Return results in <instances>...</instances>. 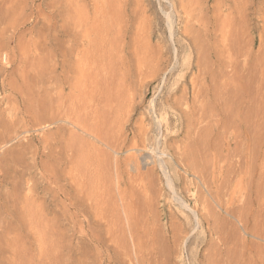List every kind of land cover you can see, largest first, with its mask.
<instances>
[{"label":"rangeland","instance_id":"1","mask_svg":"<svg viewBox=\"0 0 264 264\" xmlns=\"http://www.w3.org/2000/svg\"><path fill=\"white\" fill-rule=\"evenodd\" d=\"M0 29V264H264V0H0Z\"/></svg>","mask_w":264,"mask_h":264},{"label":"bare ground","instance_id":"2","mask_svg":"<svg viewBox=\"0 0 264 264\" xmlns=\"http://www.w3.org/2000/svg\"><path fill=\"white\" fill-rule=\"evenodd\" d=\"M11 16V15H10ZM9 20H11V19H9ZM12 26V23H10L9 22V24H8V26L7 27H4L3 28V30H9L10 28L9 27H11ZM1 30V29H0ZM215 51V50H214ZM214 54V53H213ZM215 55V54H214ZM218 55V54H217ZM221 55V54H220ZM249 55V54H248ZM201 56V55H200ZM255 57V56H254ZM198 58V57H197ZM200 58V57H199ZM214 58H216V59H214L215 61L217 60V57H215L214 56ZM253 58V57H252ZM219 59V58H218ZM254 60H255V58H253ZM200 60V59H199ZM201 61H203L202 59H201ZM214 61V62H215ZM219 61H221V59H219ZM256 62H257V59H256ZM199 63H201V62H199L198 60H197V63H196V65L198 66L197 68L199 69ZM216 63V62H215ZM219 63H221V62H219ZM258 63V62H257ZM203 64V63H202ZM254 65V64H253ZM213 66H214V64H213ZM212 66V67H213ZM206 67H208V64H207V66ZM229 67V66H228ZM197 68H196V70H197ZM236 68V67H235ZM252 68V67H251ZM202 69H203V67H202ZM211 70V69H210ZM235 70V69H234ZM250 70V69H249ZM208 71V70H207ZM199 72H201V70L199 71ZM210 72V71H209ZM214 71H212L211 73H213ZM235 72V71H234ZM222 73V72H221ZM236 73V72H235ZM235 73H234V75H235ZM209 74L210 73H207V72H203L202 74H201V76L202 77H199V79L201 78V80L199 81L200 83H198L197 85H200V87L199 86H197L198 87V90H199V92H198V90H197V92H196V94L198 93V95H199V99H200V97H201V100H199L200 102H197V103H199V105L197 104V103H194L195 102V99H194V97H193V99H192V104L194 103V107L193 106H191V114L190 115H192V117H191V119L189 120V118L187 119V121L185 122V124H183V126L182 127H185L186 128V131H187V133L188 134H191V132L193 131V129L198 125V124H200L204 119H207L206 118V116H204V114H205V111H206V105H209V108H207L208 110H209V113H211L210 112V110H212V112H213V109L214 108H210V106H211V102L209 103V102H207L206 104H205V101H206V99L208 98V96H209V92H210V83H212V82H210V81H213V79L212 78H209ZM216 74V73H215ZM198 75L200 76V74L198 73ZM211 75V74H210ZM238 75V74H237ZM236 75V76H237ZM212 76V75H211ZM210 76V77H211ZM217 76V75H216ZM236 76H234V77H236ZM213 78L215 77V76H212ZM240 77V76H239ZM242 77V76H241ZM212 79V80H210L209 81V79ZM253 78V77H252ZM233 79H236V78H233ZM215 80V79H214ZM228 80V79H227ZM232 80V79H231ZM237 80V79H236ZM201 81H202V83H201ZM216 81V80H215ZM233 82L235 81V80H232ZM240 81V80H239ZM242 81H243V79H242ZM4 82V81H3ZM226 82V81H225ZM231 82V81H230ZM233 82H231L230 83V85L229 86H231L232 85V83ZM237 82V84H239V82H238V80L236 81ZM236 82H234V85H232V87L233 88H235V83ZM264 82V81H263ZM217 82H215V83H212V85H215ZM241 83V82H240ZM249 83V82H248ZM11 84V83H10ZM72 84V83H71ZM226 84H229V83H226ZM243 84H245V83H243ZM76 85V84H75ZM74 85V86H75ZM194 85V84H193ZM218 85V84H217ZM223 85V84H222ZM224 85H225V83H224ZM242 85V84H241ZM264 85V84H263ZM72 86V85H71ZM218 86H220V85H218ZM218 86H217V88H218ZM244 86V85H243ZM243 86H241V88H243ZM247 86V85H246ZM246 86H244V87H246ZM193 87H195V86H193ZM212 87V86H211ZM215 87V86H214ZM221 87V86H220ZM237 87V86H236ZM249 87V86H248ZM216 88V87H215ZM215 88H213L212 87V89H215ZM224 88V87H223ZM239 89H241L240 88V86L238 87ZM191 89V88H190ZM237 89V88H236ZM236 89H234L235 91H236ZM238 89V90H239ZM16 90H18V89H16ZM193 90V89H192ZM195 90V89H194ZM218 90V89H217ZM220 90H222V89H220ZM219 90V91H220ZM224 90H225V88H224ZM229 90L231 91V88H229ZM242 90V89H241ZM244 90H245V88H244ZM11 91H14V88H13V86H11ZM223 91V90H222ZM226 91V90H225ZM246 91H248V89H246ZM246 91H245V93H246ZM19 92V91H18ZM194 92V91H193ZM12 93V92H11ZM200 93V94H199ZM219 92L217 91V93L216 92H214L213 93V97H214V94L216 95V94H218ZM220 93H221V91H220ZM234 93V92H233ZM232 93V94H233ZM236 93V92H235ZM244 93V92H243ZM244 93V94H245ZM203 94V95H202ZM228 94V93H227ZM240 94V93H239ZM242 94V93H241ZM247 94V93H246ZM248 94H250V92L248 93ZM222 95V94H221ZM221 95H219L220 97H221ZM231 95V94H230ZM234 95V94H233ZM243 95V94H242ZM241 95V96H242ZM264 94H261V96H263ZM211 96H212V93H211ZM218 96V95H217ZM216 96V97H217ZM218 96V97H219ZM248 96V95H247ZM246 96V97H247ZM251 97V96H250ZM206 98V99H205ZM245 98V97H244ZM263 98V99H262ZM261 98V101H262V105L264 106V96ZM228 99V98H227ZM239 101L241 100L242 101V99L240 98V96H239ZM247 100L246 101H242V102H240V104H237L236 102H238L237 101V97H236V102L235 101H233V103H236L237 105H235V106H237V109L235 110L234 109V111H232L233 110V107L232 106H230V107H232V112H227L228 114H230L231 113V117L233 118V122L232 123H230V121H227L226 119L224 120H222V121H227V123H230L231 124V126H230V124H229V126L230 127H227V128H223V130L221 131L222 132V135H223V145H224V147H223V149H222V151L223 152H226V154L224 155V158L223 159H227V158H232V157H236V158H238V160L240 161V163H242V164H248V163H251V159L254 157V156H257V155H259V154H255V152H254V147H256L257 148V145H255L254 147L251 145V142H252V132H254V130L252 131V127H251V125H250V121H249V115H251L250 113H252V111H250V107L248 106V108H247V105L245 106L244 104H246V102L248 103V104H250V105H252V102L250 103V101H251V98H246ZM234 100H235V97H234ZM215 101V100H214ZM232 101V100H231ZM217 103H218V101H217ZM260 103V102H259ZM213 104V103H212ZM219 104V103H218ZM217 105V104H216ZM215 105V106H216ZM219 105H221V104H219ZM232 105V104H231ZM245 106V107H244ZM262 106V107H263ZM196 107V108H195ZM208 107V106H207ZM213 107H214V105H213ZM219 107V106H218ZM222 107V106H221ZM240 107V108H239ZM239 108V109H238ZM243 109H245L246 110V112L245 111H243ZM68 110H70L69 108H68ZM67 110V111H68ZM217 111H218V108L216 109ZM222 110V109H221ZM224 110V109H223ZM242 110V111H241ZM65 111V110H64ZM214 111H215V109H214ZM228 111H230L229 109H228ZM264 111V110H263ZM222 112V111H221ZM224 112V111H223ZM257 112V111H256ZM62 113V112H61ZM65 113H66V111H65ZM219 113V112H218ZM58 114V113H57ZM63 114V113H62ZM217 114V113H216ZM223 114V113H222ZM190 115H189V117H190ZM212 115V114H211ZM210 115V116H211ZM261 115V114H260ZM208 116V115H207ZM218 116V115H217ZM59 117H60V115H59ZM259 117V116H258ZM261 117V116H260ZM263 117V116H262ZM209 118V117H208ZM211 118V117H210ZM231 118V119H232ZM230 119V118H229ZM57 120V119H56ZM54 121V120H53ZM218 121V120H217ZM232 121V120H231ZM262 122V121H261ZM77 123H79V122H77ZM217 123V122H216ZM215 123V124H216ZM222 123V122H221ZM225 123V122H224ZM255 124V123H254ZM253 124V125H254ZM218 125V124H217ZM224 125H226V123L224 124ZM255 126V125H254ZM219 128H222V127H220V126H218ZM225 127V126H224ZM256 128V127H255ZM264 129V128H263ZM219 131V130H218ZM219 131V132H220ZM139 133H140V136H141V138H142V140H141V144H142V146H144L145 147V144H146V139H145V136H146V134H145V132H143L142 130H139ZM190 136V135H189ZM96 137V136H95ZM98 137V136H97ZM254 137V136H253ZM263 140H264V136H263ZM198 141H200L199 139H198ZM254 142H255V140H254ZM264 142V141H263ZM200 143V142H199ZM262 144V143H261ZM254 145V144H253ZM121 147V146H120ZM260 147V146H259ZM111 149L114 151V152H116V150H117V147L115 146V144H113L112 143V145H111ZM221 149V148H220ZM262 149V148H261ZM185 150V149H184ZM182 148H178L177 147V151H176V154H178L179 156H182V158H184V157H186V156H188V154H186L187 153V151H184ZM259 150V149H258ZM257 150V151H258ZM184 152V153H183ZM186 152V153H185ZM260 152L262 153L261 155L263 156V160H264V149H263V151H261L260 150ZM216 156H218L217 154H215ZM187 158V157H186ZM189 158V157H188ZM222 158V157H221ZM220 158V159H221ZM256 158V157H255ZM187 160V159H186ZM221 161V160H220ZM227 161V160H226ZM264 162V161H263ZM215 163L218 165V161H215ZM238 165H240V164H238ZM250 165V164H249ZM241 166V165H240ZM242 167V166H241ZM246 167V166H245ZM216 168V167H215ZM220 169L218 170L219 171V173L222 171V168H223V166H221V167H219ZM243 169V168H242ZM247 170V169H246ZM233 172H234V170H233ZM235 172H236V170H235ZM240 172V171H239ZM238 173V172H237ZM237 173H234V174H237ZM221 176H222V174H221ZM221 176H219V177H221ZM218 177V178H219ZM218 178H216V179H218ZM214 179V178H213ZM16 190V189H15ZM219 191H217V193H218ZM235 203V199L233 198L232 199V201H230L229 203H224L223 205L221 204V206H223L224 207V209H225V212H227L229 215H231L232 217H234L235 219H239V220H243L244 219V216H243V214L241 215V213L240 212H238V210H236V209H234V210H230V206H232L233 204ZM246 218V217H245Z\"/></svg>","mask_w":264,"mask_h":264}]
</instances>
